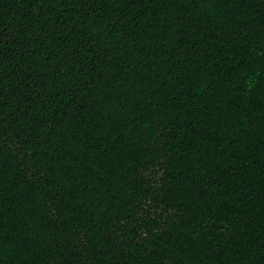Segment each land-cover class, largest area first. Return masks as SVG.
Here are the masks:
<instances>
[{
  "label": "trees",
  "instance_id": "1",
  "mask_svg": "<svg viewBox=\"0 0 264 264\" xmlns=\"http://www.w3.org/2000/svg\"><path fill=\"white\" fill-rule=\"evenodd\" d=\"M0 264H264V0H0Z\"/></svg>",
  "mask_w": 264,
  "mask_h": 264
}]
</instances>
